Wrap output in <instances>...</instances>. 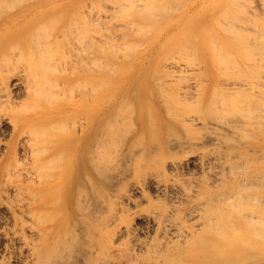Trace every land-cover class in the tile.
I'll return each mask as SVG.
<instances>
[{
  "label": "bare ground",
  "instance_id": "1",
  "mask_svg": "<svg viewBox=\"0 0 264 264\" xmlns=\"http://www.w3.org/2000/svg\"><path fill=\"white\" fill-rule=\"evenodd\" d=\"M144 1L110 7L103 0V8L112 11L99 5L96 13L97 1L90 2L94 14L102 12L96 16L88 13L86 0H0V133L9 135L0 138V264H264V69H258L264 56H256L264 42L256 23H264V15L258 22L259 17L250 19V26L246 16L256 5L243 0L248 7L242 2L241 7L235 0V9L251 7L246 16L245 9L235 11L248 25L244 17L240 23L232 18L230 6L224 7L233 22L218 20L232 35L241 30L246 43L251 32L257 34L259 39H249L261 41L251 43L254 51L260 45L252 56L261 60L251 55L246 60L251 48L245 61L228 60L231 42L224 44L217 32L211 37L227 45L222 60L215 48L216 61L188 60V50L186 56L181 52L186 41L177 47L181 60L165 55L149 60L161 47L157 39L172 35L184 21L161 27L159 11L153 12L160 0ZM166 7L164 13L157 7L164 17L177 9ZM136 10L159 20L160 26L152 22L161 27L154 45L159 48L144 43L148 53L142 44L146 53L120 55L124 48L130 53L142 46L133 41L130 48L127 38L137 14L130 11ZM222 10L218 17L225 20ZM107 17L120 21L116 30L108 28L116 20L105 28ZM92 31L98 33L94 39ZM121 44L129 47L118 51ZM111 51L116 60L104 63ZM250 68L259 73L247 74ZM107 78L116 81L109 91ZM187 150L190 161L174 156Z\"/></svg>",
  "mask_w": 264,
  "mask_h": 264
},
{
  "label": "rangeland",
  "instance_id": "2",
  "mask_svg": "<svg viewBox=\"0 0 264 264\" xmlns=\"http://www.w3.org/2000/svg\"><path fill=\"white\" fill-rule=\"evenodd\" d=\"M93 1H94V4H95V5H96V3L98 4V7H97V5L95 6V5L93 4ZM96 1H97V2H96ZM99 1H100V0H92V1H90V0H86V2L88 3L87 6H88L90 9H91V7L89 6L90 4H92V5L95 6V8L92 7L93 10L95 9V12H94L92 9H91V10H92V11H91V10L87 7L88 11L90 10L88 13H90V14H91V13L94 14V13H96V9H97V8L99 9V8H101V6H102V8H103V4H104V3L102 2L103 0H101L100 2H99ZM116 1H117V2H116ZM118 1L123 2V0H114V1H111V0H110V2H108V1L106 0V2H108V3H106L105 0H104V2L106 3V5H109V3L113 4V2H115V5H116V3H119ZM146 1H147L148 3L152 2V0H151V1L146 0ZM146 1H144V2H146ZM154 1L157 2L156 0H153V2H154ZM158 1H159V0H158ZM164 1H165V0H163V3H162V0H160L161 3H160V2H157V4H159V5H158V6H159V9L162 8V6L164 7V5H165L166 3H168L169 7H172V6H173V8H174V7L176 6L175 8H177L178 10H177V9H176V10L172 9L170 12H171V13L173 12V13H172L173 15H172L171 13H170V14H167L166 12L169 11V10H167V11L165 12L167 15H165V17H164L163 14H162V12H160V10H158V8H157V7H158L157 4L154 2L155 5H153V6H155L156 10H153V12L156 11L155 13H157V12L159 11V13H157V14H159V17H161L160 19H159V17H158V19H159L160 21H159V20L156 21L154 16H150V15H152V14H150V15H149V14H144L143 12L141 13V11H138V10H136L135 12H131V11H130V13H132L133 15H134V13H137V14L139 13V14H138L139 16H137V14H135L134 17H132V19L134 20V18H135V16H136V18H135L136 20H134V23L137 24V25L139 24V25L141 26L142 29L145 28V29H143V31H144V30H147V31L142 32L141 28L139 29V27L137 26V28H138V29L142 32V34L144 35V36L142 35V36L140 37V39L137 38V37H139V36L141 35V32H140V33H139V32L136 33V31H137L138 29L136 28V29H137V30H136L135 27H133V26H136V25H134V23H133L132 26H131V27H132L131 29L134 28V32H131L130 30L127 29V38H128V43L130 42V45L127 44V46H125L124 44H121L123 47L120 45L121 47L118 46L119 48H118V47H115V49L117 50V48H118V51H119L120 49L122 50L124 47H129V46H130V48H131V46H132L133 44L138 43V42L141 43V41H142L141 45L143 44V45L145 46V44L148 43V44L151 45V46H149L148 44H146V45H148L149 49H151L154 45H156V42L158 41V42H157V43H158V46H159V47L161 46V47H160L161 49H160L158 46H154V47H155V48H159V49H157V54H158L159 56H157V54H156V49H154L155 51H154V50H153L154 52L152 51L153 54H151V55H150V54L147 55V56H150V57L148 58L149 60L154 59V58H155V59L163 58L164 55H165V56H164L165 59H166V57H167V58L169 57V58L179 59L180 55H183V53H184L183 51H184V50H185V51L188 50V52H186V53H187V56H188L189 54H190V56H192V57H189V58L186 57L188 60L191 58V60H194V61H195V60H196V61H201L202 59L200 60V58H204V60H213V61L215 60V61H216V58H215L216 56H214V55H212V54H214V53L217 52V57L220 55L217 59L220 60V58H221V60H222V57H223L224 55H226L225 53H226V51H227V50H226L227 47H226V48H223V47H224V46H227L228 44H230L229 42H231V47H230V49H231V48H233V49H231V50L229 51V46H230V45H228V52H227L228 55L225 56V57H228V58H227L228 60H234V59H235L236 61H239L238 59H241L240 61H245V59H244L245 55L247 56V57H245V58H248V55L245 54L246 51L249 52L250 48H251V50H252V45H251V43H252L253 45H254V44H261V41H259V43H258V41H257V42L255 41V40L259 39V37H257V34H255V35H256L255 37H257V39H255V37H252V35H253V34H251L252 32L250 33V32H248V30H247V33H248V34H249V33L251 34V35L249 34V35H250V36H249V35L246 34V32H245V34L248 35L247 41H248V42L251 41V42H249L250 45H251V47H249V49L245 50L246 48H248V44H249L248 42H247L248 44L245 42L247 36L245 37L244 33H243L241 30L238 31V29L235 28L236 25H234V26H235V27H234L231 23H230V26H228L229 24H227V26H228L229 28H232V30H234V28L236 29V30H234V34H233V35H232L233 31H230L228 28H226V29L229 30V31H228L229 33H228V32H225V31H222V30H226V29H225L226 26H225L224 23H223V26L220 25V27H218L219 24H220V23L218 22V20L220 19V22H224V21H225V23H226V21L230 20V16H229V17H227V16H228L229 14H231V13H232L234 16L236 15V17H232V15H231V17L234 18V19H237V20H238V18H239L241 15H245V16H246L248 13H249V15L246 16V18L248 19L247 21L252 22V20H250V19H252V18H254V17H255L256 20H257L258 17H259V15H260V16H261V14L264 15V13H262L263 11L261 12V9L264 8V7L262 8V6H264V5L262 4V6L260 7V6H259V2H260L259 0H258V1H257V0H253V3H252V0H248L249 2L251 1V2L249 3L251 7H252L253 4L256 5V6H255L256 8H255V9L253 8V10H254V12H256L255 10H257L258 14L253 13V10H250L251 7H249V9H248V8H240V7L238 8V7H237V9H245L244 11H245L246 14H244V12H243V10H242V13H243V14H241L240 16H239V14H236V13H235V11H236V12H239L237 9H235V8H236L235 6L238 5V4H236V3H238V2L235 3V0H234V1H231V2H230V0H228L229 4L231 3L230 5L228 4L227 0H203V1H201V0H188V1L180 0V3H181V5H179L180 7H178L179 0H177L178 2H176V3H175L174 0H173L174 2H173V1L171 2V0H166V1H165L166 3H164ZM183 1H185V2L182 3ZM245 1H247V0H245ZM248 1H247V2H248ZM254 1L257 2V3H254ZM90 2H91V3H90ZM95 2H96V3H95ZM98 2L101 3V4H99ZM153 2H152V3H153ZM169 2H170V4H172V6H170ZM197 2H198V3H197ZM233 2L236 4V5L234 4L235 6H233V4H232ZM241 2H242V5H243V6H245V4H246L247 6H245V7H248V4H247V3H245L243 0H240L239 5H240L241 7H243V6L241 5ZM261 2H263V1H261ZM89 3H90V4H89ZM102 3H103V4H102ZM152 3H150L149 5H152ZM177 3H178V4H177ZM186 3H187V4H186ZM221 3L224 4L222 7H221V5H222ZM226 3L228 4V6H227ZM243 3H244V4H243ZM142 4L144 5L143 0H142ZM146 4H147V3H146ZM163 4H164V5H163ZM174 4H176V5L174 6ZM92 5H91V6H92ZM99 5H101V6H99ZM113 5H114V4H113ZM182 5H185V6H183V8H182ZM197 5H198V7H197ZM231 5H232V6H231ZM239 5H238V6H239ZM254 5H253V7H254ZM257 5H258L261 9H260ZM109 6L112 7L111 5H109ZM109 6H108V7H109ZM153 6H152V8H153ZM224 6H226L227 8L230 6V7H229L230 9L228 8V9H229L228 11L230 12V10H231V13H229L228 11H226V10H225L226 7H224ZM108 7H107V6L105 7V5H104V8H105V9L108 8ZM110 7H109V8H110ZM169 7H166V8H169ZM185 7H186V8H185ZM223 7H224V8H223ZM234 7H235V8H234ZM104 8H103V9H100V10H101V11H102V10H105ZM109 8H108L107 10H111V11H112V8H110V9H109ZM145 8H150V6L148 7V5H146ZM155 8H153V9H155ZM221 8L223 9V10H222V11H223V14H224V13L226 14L225 20H224V18H223L225 15H224V16L222 15V16H223L222 18H220V15H219V17H218V14H222V12H221ZM227 8H226V9H227ZM231 8H233L234 10L231 9ZM98 9H97V10H98ZM162 9H163V8H162ZM164 9H165V8H164ZM164 9L161 10V11H163V13H164V11H165ZM169 9H170V8H169ZM100 10H99V13L101 14L102 12H101ZM173 10H174V11H173ZM179 10H180V11H179ZM247 10H248V11L250 10V11H252V12L250 13V11H249V12L247 13ZM137 11H138V12H137ZM224 11H225V12H224ZM93 12H94V13H93ZM97 12H98V11H97ZM193 12H194V15H192ZM220 12H221V13H220ZM227 12H228L229 14H228ZM233 12H234V13H233ZM257 12H256V13H257ZM99 13H97V15H98ZM107 13H109V11H108V12L106 11V14H107ZM110 13H111V12H110ZM110 13L107 14V16H109ZM239 13H241V11H240ZM100 14H99V15H100ZM112 14H113V15H112ZM115 14H116V13H111L112 16H111V15H110V16H111V17H113V16L116 17V15H117L116 18L118 19V18H119V15H118V14L115 15ZM141 14H142V15H141ZM250 14H253L254 16L252 15L253 17H251ZM94 15H96V14H94ZM94 15H90V16H89V21L92 22V23H93V18H91V16H92V17H95ZM97 15H96V16H97ZM143 15H145V16H143ZM146 15H147V16H146ZM161 15H162L163 17H162ZM168 15H169V16H168ZM184 15H185V16H184ZM237 15H238V17H237ZM140 16H141V17H140ZM167 16H168V17H167ZM187 16H188V17H187ZM216 16H217V17H216ZM245 16H243L244 18L241 16V17L244 19L243 21L246 20ZM248 16H250V17H248ZM111 17H110V19H112ZM143 17H144V19H143ZM146 17H147V20H149L148 22L151 21V24H152V25L149 24V23L147 22ZM152 17H153V18H152ZM192 17H193V20H195V21L190 22V21L192 20ZM215 17H216V18H215ZM241 17H240V18H241ZM261 17H262V16H261ZM261 17H259V20H257V22H258V21H261V19H260ZM90 18H91V19H90ZM116 18H113L112 21H111V20H109L108 17H107V19H108L109 21H107L108 23L105 21V22H106V23H105V24H106V25H105V28H106V27L108 26V24H110L111 22H112L111 24L113 25V21H114V23H115V20H116L117 22L113 25V27L110 26V25H109L110 27H108V28H111V29H112V28L115 29V28H116L115 26L120 24V21H118L119 19L117 20ZM149 18H150V19H149ZM179 18H182V20L184 21V25L179 26V27H180V28L178 27L179 29L176 28L175 30H177V31L172 30V31L174 32V34H175L176 37L173 35V32L170 31V33L172 32V33H171L172 35H168V36L166 37V38H168V39L165 38L166 40H165V39H164V40H163V39H162V40H158L157 38H158V34H159L160 31H161V27H162L163 25H165L166 23H169V22H176V20L178 21ZM213 18H215L216 21H215ZM226 18H227L228 20H226ZM137 19H138L139 21H138ZM140 19H143V20H140ZM222 19H223V21H221ZM162 20H163V21H162ZM174 20H175V21H174ZM201 20L203 21V23H204V21H205L204 24L206 25V27H203V26H205V25L202 23ZM213 20H214V22H213ZM237 20H236V21H237ZM240 20H241V19H240ZM240 20H238V22H239ZM110 21H111V22H110ZM136 21H137V22H136ZM141 21L143 22V24H144V22H145V24H146L147 26H146V25H143L142 23H140ZM154 21H155V23L159 21V22L162 24L161 27H157V26H160V23H159V24L156 23L157 26L155 25V23L153 24L152 22H154ZM187 21H189L190 23L188 24ZM206 21H207V22H206ZM230 21L233 22V19L230 20ZM236 21L234 20V24L238 23V22H236ZM241 21H242V20H241ZM247 21H245V23H246ZM253 21H254V19H253ZM262 21L264 22V16H263V20H262ZM118 22H119V24H118ZM194 22L197 23V24H195ZM209 22H210V24H209ZM216 22H217V24H216ZM235 22H236V23H235ZM147 23H148V24H147ZM163 23H164V24H163ZM198 23H199V25H198ZM218 23H219V24H218ZM239 23H240V22H239ZM239 23H238V24H239ZM245 23L242 22V24H245ZM247 23H249V22H247ZM247 23H246V24H247ZM255 23H256V21H255ZM261 23H262V22H261ZM261 23H258V24L256 23V25L262 27L263 30H264V26H261ZM89 24H91V23H89ZM94 24H95V23H94ZM141 24H142V25H141ZM187 24H188V25H187ZM202 24H203V26H201ZM242 24L239 25V26H241V27H239V26H238V27L241 28V29L243 30L244 27L242 28V26H244V25H242ZM259 24H260V25H259ZM262 24H264V23H262ZM92 25H93V24H92ZM95 25H96V28H98V27H97L98 25H97V24H95ZM194 25H195V26H194ZM196 25H197V27H196ZM209 25H211V27H210ZM231 25H232L234 28H233ZM247 25H248V24H247ZM249 25L252 26V25H253V22H252V23H249ZM142 26H143V27H142ZM145 26H146L148 29H146ZM150 26H151V28H150ZM199 26H201L200 28H204V31H206V32H202V35L200 34L201 31H202V29L199 30V28H198ZM250 26H249V27H250ZM114 27H115V28H114ZM152 27H153V28H152ZM181 27H182V28H181ZM192 27H193V29H192ZM221 27H223L224 29L221 28ZM245 27H246V26H245ZM253 27H255L254 30H256V29L258 28V27L256 28L255 24H254ZM260 27H259L258 29H261V30H262V28H260ZM91 28H93V30H95V31L98 30V29H96V28L93 27V26H92V27L90 26L89 30H90ZM94 28H95V29H94ZM155 28H158V29H155ZM186 28H187V29H186ZM197 28H198V31H200V33L197 31ZM206 28L208 29L209 33H210V31H211V33H212V34L210 33V35L207 36V37H205V36L208 35L209 33L207 32V30H205ZM219 28H220L221 31L218 30ZM246 28H247V27H246ZM106 29H107V28H106ZM111 29H108V30L110 31ZM154 29H155V33H152V30H153V32H154ZM181 29H182V30H181ZM184 29H185V30H184ZM195 29H196V30H195ZM212 29H213V30L215 29V31H213ZM247 29H251V30H252V28H247ZM258 29H257V33H258V36H259V35L262 34V33H261V31H260V34H259V32H258L259 30H258ZM91 30H92V29H91ZM115 30H116V29H115ZM149 30H150V31H149ZM158 30H159V31H158ZM188 30H189V31H188ZM227 30H226V31H227ZM244 30H245V29H244ZM244 30H243V31H244ZM112 31H114V30H112ZM128 31H129V32H128ZM157 31H158V32H157ZM180 31H182V32L180 33ZM184 31H186V33H184ZM190 31H191V32H190ZM195 31H196V33L198 32V33L201 35V36H200V35L197 33V34H198V35L196 34V35H197V39H195V38H196V35H195V33H194ZM212 31H213L214 33H213ZM235 31H237L238 34L235 33ZM245 31H246V30H245ZM252 31H253V30H252ZM93 32H94V31H92V34H93ZM97 32H98V31H97ZM216 32H217V34H215ZM231 32H232V33H231ZM95 33H96V32H95ZM129 33H130V35H133V36H130ZM148 33H149V35H147ZM179 33H180V35H181V34L184 35L183 38H181L182 35L180 36ZM188 33H189V34H192V35H189ZM207 33H208V34H207ZM240 33L243 34V35H242V36H243L242 39L239 37V36H241ZM253 33H254V32H253ZM92 34H91V35H92ZM96 34L98 35V33H96ZM96 34H95V35L93 34L94 36H91V37H93L92 39H94V37H96ZM135 34H136V35H135ZM145 34H146V35H145ZM152 34H154V35H153L154 37L151 38ZM176 34H178L179 37H178ZM187 34H188L189 36H187ZM213 34H215L214 36H215L216 38H221V37L223 36L222 38L225 39V42H224V40H223V43H224V44H225V43H226V44L228 43V44H227V45H223L222 42L219 41L220 39H217V41H219V44H218V42L215 41L216 38L211 37V35H213ZM230 34H231V35H230ZM235 34H237L238 36L235 37V36H234ZM194 35H195V36H194ZM203 35H205V36L203 37L204 39H203V38H200V37H202ZM226 35H228V36H226ZM262 35H263V34H262ZM262 35H261V36H262ZM136 36H137V37H136ZM185 36H187L188 39H189V37H190L191 40L189 39L190 41L188 42V41H187V37H185ZM191 36H192V37H191ZM198 36H200V37H198ZM225 36L228 37V38H226ZM230 36L234 37V40H235V38H237V39L240 38V40H237V39H236L237 41H240V42L234 41L233 39H231ZM253 36H254V35H253ZM131 37H132L133 39H134V38H135V39H134V40H133V39H130ZM147 37H148V38H147ZM169 37H172V38H171V41H172V40H173V41H172V42H171V41H170V42L168 41V43H167L166 41H167V40H170ZM209 37H211V39H210ZM229 37H230V39H229ZM249 37H250V39L252 38V40H253V39H255V40L252 42V40H250ZM175 38H176V39H175ZM179 38H180V39H179ZM192 38H194V40H192ZM243 38H244V40H243ZM262 38H263L262 40L264 41V37H262ZM143 39H144V41H143ZM147 39H148V40H147ZM150 39H151V41L153 40V42L149 41ZM156 39H157V41H155ZM181 39H182L183 41H182ZM185 39H186V40H185ZM202 39H203V40H202ZM207 39L209 40V42H210V40H212V41H211L212 43H213V41H214L215 43H216V42H217V43H216V44L213 43L212 45H210L211 42H210V43H209V42H204L205 40L208 41ZM228 39H229V41H228ZM135 40H137V42H136ZM174 40H175V43H174ZM198 40H199V42H198ZM221 40H222V39H221ZM226 40H227V42H226ZM230 40H231V41H230ZM232 40H233L234 43L232 42ZM242 40H243V41H242ZM260 40H261V38H260ZM133 41H134V42H133ZM148 41H149V42H148ZM154 41H155V42H154ZM159 41H160V42H159ZM161 41H164V42H161ZM180 41H181V43L184 42V41H186V42H184V43L186 44V46H185L184 44H181ZM191 41H192V43H194V44H192ZM241 41H242V42H241ZM120 42H121V41H120ZM132 42H133V44H132ZM176 42H178V44L180 43V44L182 45V51H181V52H183V53H182V54L180 53V55H179L178 52L181 50V49H180L181 46H180V44L178 45ZM196 42H197V43H200V46H199ZM202 42H203V43H202ZM220 42H221V44H220ZM244 42H245V43H244ZM144 43H145V44H144ZM153 43H154V44H153ZM162 43H163V44L165 43V44L163 45ZM187 43H189L191 46L189 45V47H187V46H188ZM204 43H207V44H209L210 46H213L214 44H215V45H214L213 47H210V46H208V45H206V44H204ZM232 43H233L234 46H235V45H238V46H235V48H236V47L238 48V51H237V49L235 50V48L232 46ZM239 43H240L241 45H240ZM262 43L264 44V42H262ZM161 44H162V45H161ZM173 44H174V45H173ZM176 44H177L178 46H176ZM242 44H244V46L247 45L246 48H245ZM263 44H261V45L263 46V48L261 47L263 50L260 49V48H259L260 50L257 49L258 47H260V45H259V46L256 45V46H254V47L256 48V50L254 51V49H253L252 52L250 51V54L248 53L249 56H250V55L252 56V54H253V56H254V52H255V54H256V51H257V50H259V52H260L261 50H262V51L260 52L261 55L258 54L259 52L257 51L258 53H257L256 56H260V57H261V56H262V53H263V56H264V52H263V51H264V45H263ZM128 45H129V46H128ZM138 45H140V44H137V47L134 48V52L137 51V52H135V53H134L132 50H130V53H129V52H128V49H127V48H124V51L122 52V54H121V51H119V52H120L119 54H120V55H123V53L126 54V52H127V54H128L129 56H130L131 53H132L131 56H133V55H134V56H138V54H142V53L144 54V53H146L147 50H149L148 47L145 46V47H146V51H144L143 49H144L145 47H144L143 45H142L141 47H140V46L138 47ZM183 45H184V46H183ZM192 45H193V47H194V52H196V53L198 54V51H201V50H202V51H201L202 54L204 53L205 55L203 54V57H201V56H200V53H201V52H199V56H198L196 53L192 54V50H193V49H190V48H193ZM194 45H195V46L198 45V46L200 47V49H201V48H202V49L197 51L198 46H196V48H195ZM216 45H217L218 47H216ZM221 45H222V46H221ZM239 45H240L241 47H239ZM250 45H249V46H250ZM108 46H109V45H108ZM134 46H135V45H133L132 47H134ZM162 46H163V47H162ZM170 46H171V47H170ZM205 46H206L207 49H205ZM207 46H208V47H207ZM219 46H221V48H220ZM257 46H258V47H257ZM142 47H143V48H142ZM164 47H165V48H164ZM177 47H178L180 50H179ZM184 47L189 48L191 51H190L189 49H185ZM209 47H210L211 49H210ZM130 48H129V49H130ZM173 48H174L176 51H173V50H174ZM212 48H215V51H214ZM105 49H106V50L109 49V51H110V47H109V48L106 47ZM113 49H114V48H113ZM115 49L113 50L114 53H115V51H116ZM126 49H127V50H126ZM135 49H136V50H135ZM198 49H199V48H198ZM203 49H204V50H203ZM217 49H218V50H221V49H222V51H223V55H222V53L220 54L219 52H221V51H218ZM239 49H241V50L243 49V50L240 51ZM207 50H208V51H207ZM209 50H210V51H209ZM91 51H92V50H91ZM118 51H116V52H118ZM139 51H140V52H139ZM142 51H144V52H142ZM149 51H150V50H149ZM212 51H214V53L211 54ZM231 51H232V52H231ZM236 51L238 52V54H237ZM244 51H245V52H244ZM253 51H254V52H253ZM89 52H90V51H89ZM111 52H112V51H111ZM138 52H139V53H138ZM141 52H142V53H141ZM169 52H170V54H173L172 57H171V55H168ZM172 52H173V53H172ZM189 52H191V53H189ZM224 52H225V53H224ZM233 52H234V53H233ZM242 52H243V53H242ZM91 53H92V52H91ZM106 53H107V52H106ZM106 53H105V56H104V57H105V61H104V63L108 62V61L110 60V58H111V60H116L117 57L115 56V54H114L113 52H112L113 54H111L110 52H108V55H107ZM109 53H110V55H109ZM147 53H148V51H147ZM229 53H232V54L230 55ZM235 53H236L238 56L240 55L241 58H239L238 56H237V57H238V58H237ZM240 53H241V54H240ZM74 54H75V53H74ZM119 54L116 53V55H119ZM176 54H177V56H176ZM195 54H196V55H195ZM218 54H219V55H218ZM72 55H73V54H72ZM112 55H114V57H112ZM155 55H156V56H155ZM160 55H161V56H160ZM178 55H179V56H178ZM184 55L186 56L185 53H184ZM194 55H195V56H194ZM221 55H222V56H221ZM233 55H235V56L233 57ZM241 55H242V56H241ZM74 56H75V55H74ZM74 56H73V57H70V58H71V59H73V58L75 59L76 56H75V57H74ZM91 56H92V57H95L94 54L91 55ZM196 56H197V57H196ZM212 56H213V57H212ZM251 56H250L249 59H246V60L248 61V60L252 59ZM253 56H252V57H253ZM92 57H91V58H92ZM106 57H107V58H106ZM183 57H184V56H182L181 58H183ZM198 57H199V58H198ZM229 57H230V58H229ZM231 57H232L233 59H232ZM260 57H258V58L261 60ZM164 58H163V59H164ZM192 58H194V59H192ZM195 58H197V59H195ZM214 58H215V59H214ZM253 58H254V59H255V58L258 59L257 57H253ZM92 59H94V58H92ZM106 59H107V60H106ZM108 59H109V60H108ZM187 59L184 58L185 61H186ZM198 59H199V60H198ZM224 59H225V58H223V60H224ZM227 59H226V60H227ZM259 59H258V60H259ZM262 59H264V58L262 57ZM111 60H110V61H111ZM179 60H181V59H179ZM182 60H183V59H182ZM191 60H190V62H194V61H191ZM110 61H109V62H110ZM196 61H195V62H196ZM262 62H263V66H262L261 68H258V69H261V70L264 69V68H263V67H264V60H262ZM107 64H108V63H107ZM250 69H251V68H250ZM254 69H256V68H254ZM254 69L252 68L251 71L247 69V70H248V71H246L247 74H251V73L253 72L252 70H254ZM258 69H256V72H255L256 74H257V72H258ZM261 70H260V72H261ZM215 71H216V70H215ZM249 71H250V73H248ZM258 73H259V72H258ZM261 73H264V70H263V72H261ZM253 74H254V72H253ZM251 75H252V74H251ZM107 79L109 80V78H107ZM111 79H112V78H111ZM111 79H110L109 81H111ZM108 80H107V81H108ZM181 80H182V79H181ZM186 80H189V78H188V79L186 78ZM186 80L183 79L181 82L186 81ZM109 81H108V82H109ZM113 81H114V82H113ZM192 81H194V79L191 80V81L189 80L188 82H192ZM179 82H180V81H179ZM106 83H107V82H106ZM183 83H184V82H183ZM110 84H111V85H110ZM115 84H116V81H115V80H112L110 83L106 84V86H107L106 89H107L108 91H109V90H112V89L114 88ZM108 87H110V89H108ZM124 126L127 127L128 124L126 125V124L124 123ZM124 126H123V127H124ZM125 127H124V129H125ZM8 136H9V135H8L7 130H5L4 132L0 133V138H1L2 140H6V139H8V138H9ZM187 151H189V150H187ZM187 151H182V153L179 152V153H177L178 155H174V156H176V157H177V156H179V157L181 156L182 158L184 157L183 159H185V160H189V161H190V160L193 159V158H192V157H193V154L191 155V154H190V151H189V152H187ZM0 154H1V153H0ZM185 154H186V155H185ZM182 155H183V156H182ZM190 168H191V170L194 169V167H192V165H190ZM139 221H140V220H139ZM139 221H138L137 224L140 226V224L142 225V222H141V221L139 222ZM139 223H140V224H139Z\"/></svg>",
  "mask_w": 264,
  "mask_h": 264
}]
</instances>
